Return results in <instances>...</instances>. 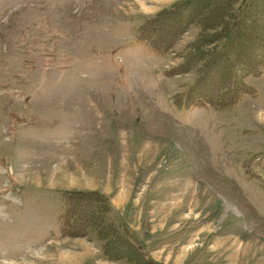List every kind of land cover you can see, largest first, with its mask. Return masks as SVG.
Here are the masks:
<instances>
[{"label":"rangeland","instance_id":"rangeland-1","mask_svg":"<svg viewBox=\"0 0 264 264\" xmlns=\"http://www.w3.org/2000/svg\"><path fill=\"white\" fill-rule=\"evenodd\" d=\"M136 246L264 264V0H0V264Z\"/></svg>","mask_w":264,"mask_h":264},{"label":"trees","instance_id":"trees-1","mask_svg":"<svg viewBox=\"0 0 264 264\" xmlns=\"http://www.w3.org/2000/svg\"><path fill=\"white\" fill-rule=\"evenodd\" d=\"M239 11V14H238V12H237V14L235 15V18L237 19V18H239V21L241 20V19H243V17H244V15H243V12H244V9H243V7L242 6H240L239 7V9H238ZM241 13V14H240ZM235 26H236V23H234V24H232V29H235ZM224 35V34H223ZM221 36V37H223V38H225V37H227V35L225 34L224 36ZM222 38V39H223ZM225 40H223V42H224ZM220 56H222V55H220ZM216 57V56H215ZM213 58V59H212ZM218 58H220V57H216L215 59H214V57H213V54H211V55H209L207 58H206V61L205 62H207V64H209V66H211L212 64H214V63H216V61L217 60H219ZM216 60V61H215ZM204 62V63H205ZM204 68V67H203ZM202 68V69H203ZM202 69H200V70H202ZM73 194H75V193H73ZM78 193H76V195H77ZM81 196L80 197H84V198H92V197H97L96 199H98V201H100V202H98L97 201V203H96V207H98V206H100L101 205V208H105V210L108 212V209H110L111 207H110V205L111 204H104V201H106L105 199H104V197L103 196H101V195H99L98 193H79ZM95 200V199H94ZM68 203V202H67ZM103 204H104V206H103ZM98 205V206H97ZM101 208H100V210H101ZM96 210H97V214H95V218H93V221H91L90 222V225H89V227L90 226H94V225H96L95 223L97 222V221H95V220H100V221H102L103 220V214L100 212V210L98 209V208H96ZM95 219V220H94ZM95 221V222H94ZM92 224H94V225H92ZM69 228H70V226H69ZM125 229L128 231L129 229L127 228V227H125ZM63 230L65 231L66 230V228L65 227H63ZM110 232H113L114 233V230H110ZM66 233H68V234H65L66 236H79L80 234H75V232H68V231H66ZM123 233V232H122ZM126 234V233H125ZM117 236H123V234H121V232L118 230V234H117ZM134 250L136 251V253L141 257V259L143 260V261H145V264H156L155 263V261L152 259V258H150V257H147L142 251H141V249H138L137 248V246L136 247H134ZM106 253V252H105ZM120 255V254H119ZM122 256V255H121ZM111 259H115V258H111Z\"/></svg>","mask_w":264,"mask_h":264}]
</instances>
